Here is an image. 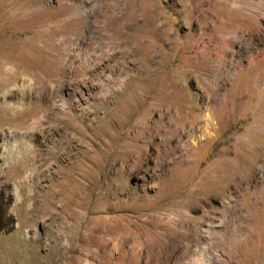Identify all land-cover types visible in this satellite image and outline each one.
Listing matches in <instances>:
<instances>
[{
  "label": "rangeland",
  "instance_id": "374dc122",
  "mask_svg": "<svg viewBox=\"0 0 264 264\" xmlns=\"http://www.w3.org/2000/svg\"><path fill=\"white\" fill-rule=\"evenodd\" d=\"M16 67L0 264H264V0H0Z\"/></svg>",
  "mask_w": 264,
  "mask_h": 264
},
{
  "label": "trees",
  "instance_id": "16d2710c",
  "mask_svg": "<svg viewBox=\"0 0 264 264\" xmlns=\"http://www.w3.org/2000/svg\"><path fill=\"white\" fill-rule=\"evenodd\" d=\"M7 202L2 201V195L0 194V231H7L12 227V217L6 211Z\"/></svg>",
  "mask_w": 264,
  "mask_h": 264
},
{
  "label": "bare ground",
  "instance_id": "6f19581e",
  "mask_svg": "<svg viewBox=\"0 0 264 264\" xmlns=\"http://www.w3.org/2000/svg\"><path fill=\"white\" fill-rule=\"evenodd\" d=\"M19 76H21V73L19 71V68L16 67V71H14V73L12 75L6 76V77H4V79L2 78V80L0 81V87H6V86L10 85L11 83L13 84L14 79L19 77Z\"/></svg>",
  "mask_w": 264,
  "mask_h": 264
}]
</instances>
